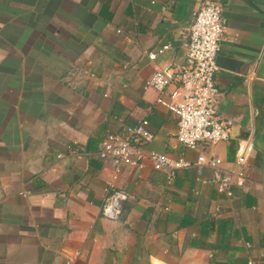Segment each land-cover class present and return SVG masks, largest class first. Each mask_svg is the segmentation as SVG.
<instances>
[{
  "label": "crops",
  "instance_id": "crops-1",
  "mask_svg": "<svg viewBox=\"0 0 264 264\" xmlns=\"http://www.w3.org/2000/svg\"><path fill=\"white\" fill-rule=\"evenodd\" d=\"M201 1L0 0V264H264V5L218 0L227 141L188 148L146 87L184 61ZM143 117L146 153L216 155L245 186L228 196L207 165L170 179L148 158L98 156L108 133ZM111 187L130 195L118 220L101 215Z\"/></svg>",
  "mask_w": 264,
  "mask_h": 264
},
{
  "label": "built area",
  "instance_id": "built-area-1",
  "mask_svg": "<svg viewBox=\"0 0 264 264\" xmlns=\"http://www.w3.org/2000/svg\"><path fill=\"white\" fill-rule=\"evenodd\" d=\"M226 33L223 4L218 0H202L189 30L185 59L182 63H169L159 68L146 81V87L158 92L157 102L165 105L178 117V139L188 148L198 149L227 141L230 138L232 120L224 118L220 109L221 90L216 75L219 70L217 55ZM154 56V55H153ZM173 89L170 90V87ZM168 94V97L166 95ZM155 138L147 118H140L134 125H123L120 132H111L102 140L98 150L101 158H111L120 165L129 163L143 166L148 158L157 170H167L172 179L180 169L203 165L215 171L219 191L233 196L232 186H245V173L236 174L223 168L221 159L201 154L197 162L173 158L165 153L145 152V146ZM240 144L236 163H246L247 148ZM130 198L128 192L109 188L101 206L102 217L109 220L121 218L122 204Z\"/></svg>",
  "mask_w": 264,
  "mask_h": 264
},
{
  "label": "water",
  "instance_id": "water-1",
  "mask_svg": "<svg viewBox=\"0 0 264 264\" xmlns=\"http://www.w3.org/2000/svg\"><path fill=\"white\" fill-rule=\"evenodd\" d=\"M250 1H252L254 3H258L260 5H264V0H250Z\"/></svg>",
  "mask_w": 264,
  "mask_h": 264
}]
</instances>
